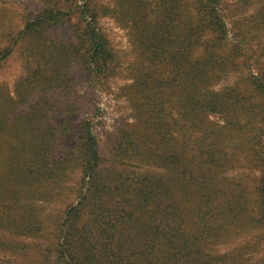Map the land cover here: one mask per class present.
<instances>
[{
	"label": "rangeland",
	"instance_id": "1",
	"mask_svg": "<svg viewBox=\"0 0 264 264\" xmlns=\"http://www.w3.org/2000/svg\"><path fill=\"white\" fill-rule=\"evenodd\" d=\"M260 83L264 0H0V264H264Z\"/></svg>",
	"mask_w": 264,
	"mask_h": 264
},
{
	"label": "trees",
	"instance_id": "2",
	"mask_svg": "<svg viewBox=\"0 0 264 264\" xmlns=\"http://www.w3.org/2000/svg\"><path fill=\"white\" fill-rule=\"evenodd\" d=\"M139 4L141 2H143V0H136ZM211 2H213V0H210ZM170 10V9H169ZM169 10L168 13H169ZM48 10L42 13H44V15L38 17L36 19V26H42V25H54L56 24L57 22V18H58V15H60L59 12H54L53 10ZM29 25H32L31 23ZM88 42L90 44V49L89 51H91L92 53V57L94 58L93 62L94 64H96V70L98 72L102 71L103 70V64L106 63V57H108V51L106 50L105 48V39H103L100 35L96 34V33H93V32H88ZM258 86L260 87H264V84L263 83H260ZM86 129L85 131V146H86V151L90 153V156L93 158V155L95 154V141H94V138L91 136L90 134V130H89V127L88 125L84 126ZM92 163V162H91ZM91 163L90 165L88 166V170L91 171ZM161 188V189H160ZM162 188L163 186L159 187V195L161 194H164L163 191H162ZM262 189L264 191V184L262 186ZM264 203V201H263ZM162 227V225L160 226ZM12 243V241H11ZM19 243L20 242H15V246H19ZM71 254H72V251H68V252H65L64 250H61L59 251V253H57V256L59 258V261L64 263L66 262V258L69 257L70 258V262L67 263V264H72L71 262L72 261H75L72 257H71ZM79 262V261H77ZM73 263V264H84L82 262L80 263Z\"/></svg>",
	"mask_w": 264,
	"mask_h": 264
}]
</instances>
